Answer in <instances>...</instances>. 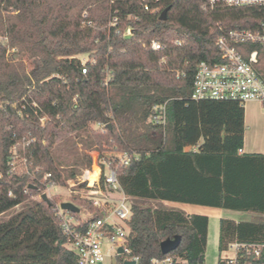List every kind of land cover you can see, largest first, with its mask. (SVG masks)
Masks as SVG:
<instances>
[{"label":"trees","instance_id":"1","mask_svg":"<svg viewBox=\"0 0 264 264\" xmlns=\"http://www.w3.org/2000/svg\"><path fill=\"white\" fill-rule=\"evenodd\" d=\"M263 20V7L208 0H0V214L49 186L85 187L92 149L139 155L128 165L102 155L130 197L264 214V153L240 152L244 105L192 97L198 64L220 56L217 37ZM260 59L264 72L262 49ZM160 104L164 125L150 120ZM76 200L94 213L89 220L102 216ZM127 225L126 256L137 264L168 256L204 264L207 215L133 203ZM176 237L164 254L161 243ZM233 241L264 243V221L222 218L219 253ZM66 243L54 200L0 222V264H77Z\"/></svg>","mask_w":264,"mask_h":264},{"label":"built area","instance_id":"2","mask_svg":"<svg viewBox=\"0 0 264 264\" xmlns=\"http://www.w3.org/2000/svg\"><path fill=\"white\" fill-rule=\"evenodd\" d=\"M222 2L229 7L259 6L264 8V0H208L210 7ZM150 10L149 5L145 7ZM129 27L126 34L130 35ZM180 44L179 39L175 40ZM220 56L215 60H202L196 70L193 99L237 101L242 105L248 102H259L264 109V72L260 70L261 49L264 50V20L256 29H231L216 39ZM151 47L160 50L162 44L158 40L151 41ZM85 71V70H84ZM166 104L155 105L150 120L164 125L166 122ZM240 152H243L241 149ZM116 162L128 165L138 154L129 151H113ZM105 170L99 161L98 179L91 183L87 169L79 182H86L84 197L93 202L94 207L102 212V216L89 220L94 216L76 217L57 205V214L67 236L66 247L74 252L77 264H119L118 256L125 255V260L138 261V257H128L129 249L126 239L129 234L127 221L132 215V203L119 180L117 166L105 160ZM117 163V164H118ZM50 176V173L47 174ZM104 183V186H103ZM123 247L124 252L119 253ZM219 264H264V243L249 244L233 241L228 249L221 252ZM157 264H187L178 256H168L163 260H155ZM203 264V263H197Z\"/></svg>","mask_w":264,"mask_h":264},{"label":"rangeland","instance_id":"3","mask_svg":"<svg viewBox=\"0 0 264 264\" xmlns=\"http://www.w3.org/2000/svg\"><path fill=\"white\" fill-rule=\"evenodd\" d=\"M3 39V38H2ZM88 58L87 55H83L82 59L86 60ZM26 68L31 71L33 64L24 60ZM245 107V135L244 141H252L253 143H259L260 141H264V109L262 108L259 102H248L244 105ZM95 128L98 127V124L94 125ZM75 141H79L78 137L73 138ZM79 148L82 150V143H79ZM90 154L93 157L92 168L93 171L87 173V177L90 179V175L97 170V165H95L96 161L104 162L106 158L112 155V150H105L101 152L98 149L90 150ZM15 163V161H14ZM87 169H85L86 171ZM83 172V174L85 173ZM82 174V175H83ZM82 177V176H81ZM79 179H82V178ZM80 181V180H79ZM46 193L50 199V201L54 200L56 205H60L62 202L71 201L77 206L80 207L79 217H87L90 215L92 211L87 206H80L76 198H85L86 195L85 187H81L78 182H74L72 180L68 181L66 186H49L45 190L39 192L37 195L30 197L27 201L13 207L12 209L0 214V222L4 221L16 213L28 208L33 205L35 202L42 199V194ZM130 202L137 203L143 206H148L152 208L160 207V208H175L181 211H190V212H201L210 215L211 225H210V236L207 242L206 250L203 253L204 256V264H219V249H218V216L213 214L210 211V206L199 205V204H190V203H181L174 202L168 200H160V199H151V198H142V197H130ZM172 206V207H171ZM243 219L247 220H255V221H264V214L248 212L243 216ZM107 264H110L107 261Z\"/></svg>","mask_w":264,"mask_h":264},{"label":"crops","instance_id":"4","mask_svg":"<svg viewBox=\"0 0 264 264\" xmlns=\"http://www.w3.org/2000/svg\"><path fill=\"white\" fill-rule=\"evenodd\" d=\"M243 152H260L264 153V141H260L259 143H253L252 141H244V147ZM172 207V206H171ZM210 211L213 212V214H216L218 216V245H219V234H220V220L222 218H228L235 221H251V222H260L255 220H247L243 219V216L252 211H241V210H233V209H227V208H219V207H212L210 206ZM186 214H204L209 217V229H208V239L210 236V225H211V219L209 214L201 213V212H190V211H184ZM255 213V212H254ZM257 213V212H256ZM219 249V248H218ZM222 253H220L221 255Z\"/></svg>","mask_w":264,"mask_h":264},{"label":"water","instance_id":"5","mask_svg":"<svg viewBox=\"0 0 264 264\" xmlns=\"http://www.w3.org/2000/svg\"><path fill=\"white\" fill-rule=\"evenodd\" d=\"M169 8L170 7H167L162 11V14L160 16L161 20L167 19V13H168ZM42 199L47 201V202H50V199L46 193L42 194ZM61 208L65 209V210H70V211L76 212V213L80 212V208L71 201L62 202ZM180 241H181V237H176L175 239H167V240L163 241L161 243L162 252L164 254H167L170 251L176 249L178 247V245L180 244ZM123 252H124V248L120 247L119 253H123ZM124 264H137V262L135 260H125Z\"/></svg>","mask_w":264,"mask_h":264},{"label":"bare ground","instance_id":"6","mask_svg":"<svg viewBox=\"0 0 264 264\" xmlns=\"http://www.w3.org/2000/svg\"><path fill=\"white\" fill-rule=\"evenodd\" d=\"M98 167V166H97ZM98 176H99V167L97 168L96 171H94V175H93V178L91 181V183H94L97 179H98Z\"/></svg>","mask_w":264,"mask_h":264}]
</instances>
